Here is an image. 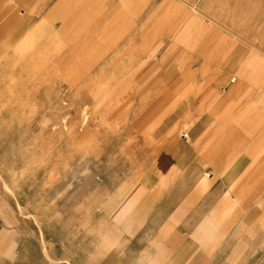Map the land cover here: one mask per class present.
Instances as JSON below:
<instances>
[{
	"label": "crops",
	"instance_id": "crops-1",
	"mask_svg": "<svg viewBox=\"0 0 264 264\" xmlns=\"http://www.w3.org/2000/svg\"><path fill=\"white\" fill-rule=\"evenodd\" d=\"M180 3L0 0V125L57 82L154 143L153 171L111 213L104 264H264V61ZM78 164L72 187L91 172Z\"/></svg>",
	"mask_w": 264,
	"mask_h": 264
},
{
	"label": "rangeland",
	"instance_id": "rangeland-1",
	"mask_svg": "<svg viewBox=\"0 0 264 264\" xmlns=\"http://www.w3.org/2000/svg\"><path fill=\"white\" fill-rule=\"evenodd\" d=\"M177 2L186 3L200 22L234 33L242 44H255L258 62L264 61V0ZM54 84L48 95L16 102L13 118L2 114L0 264H104L103 253L114 233L110 218L115 204L149 176L156 161L157 149L149 137L94 111L91 101L78 102L67 86L65 94L56 96ZM41 102L47 109L31 113L29 106L38 108ZM30 114L32 126L19 125L30 122ZM75 136L84 138L76 142ZM89 148L97 159L89 164L87 158L75 159L77 152ZM80 161L91 172L72 187L67 183L73 175L67 172ZM89 193L105 201L93 203L91 216L80 208ZM77 206L80 214L74 213Z\"/></svg>",
	"mask_w": 264,
	"mask_h": 264
},
{
	"label": "bare ground",
	"instance_id": "bare-ground-1",
	"mask_svg": "<svg viewBox=\"0 0 264 264\" xmlns=\"http://www.w3.org/2000/svg\"><path fill=\"white\" fill-rule=\"evenodd\" d=\"M19 67L21 68V66H19ZM27 71H28V70H27ZM17 74H18V72H17ZM18 75H19V74H18ZM41 75H42V74H41ZM20 76H21V75H20ZM20 76H19V78H20ZM29 76H30V74H29ZM31 76H32V74H31ZM38 76H39V75H38ZM16 77H18V76H16ZM26 77H27V76H26ZM32 78H33V77H32ZM37 78H38V77H37ZM40 78H41V77H40ZM27 79H29V78H27ZM33 79H34V78H33ZM33 79H32V80H33ZM29 80H31V79H29ZM29 80H28V81H29ZM16 81H17V80H16ZM21 81H22V80H21ZM15 83H18V82H15ZM28 83H29V82H28ZM33 83H34V82H33ZM33 83H32V84H33ZM26 84H27V82H26ZM26 84H25V85H26ZM36 84H37V83H36ZM22 85H23V84H22ZM36 86H37V85H36ZM5 87H6V86H5ZM19 88H20V87H19ZM38 88H39V87H38ZM85 118H86V117H85ZM82 124H83V123H82ZM82 124H81V125H82ZM75 129H76V128H75ZM80 137H81V136H80Z\"/></svg>",
	"mask_w": 264,
	"mask_h": 264
}]
</instances>
